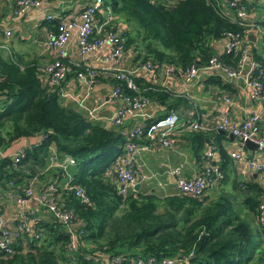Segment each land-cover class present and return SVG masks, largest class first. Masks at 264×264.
<instances>
[{
  "label": "trees",
  "instance_id": "trees-1",
  "mask_svg": "<svg viewBox=\"0 0 264 264\" xmlns=\"http://www.w3.org/2000/svg\"><path fill=\"white\" fill-rule=\"evenodd\" d=\"M103 1L124 31L125 46L134 45L137 62L150 60L177 68L190 63L200 65L215 52L214 45L225 33L242 34L244 29L220 13L214 0ZM246 1L250 12L253 2ZM258 21L264 29V15ZM42 23L45 29L54 30L57 20ZM222 56L226 61L234 60L231 53ZM134 80L145 87L143 96L166 104L164 114L178 102L188 103L165 90L146 89L150 84L138 76ZM204 82L226 89L231 86L215 77ZM185 132L196 158H202L200 150L208 140L216 143L221 181H226L228 176L223 170L227 155L218 144L223 135ZM34 136H40V141L26 146L18 162L0 156V190H18L32 176L44 180L49 177L58 185L64 176L62 170L43 171L49 148L54 147L60 156L71 157L74 171L68 186H80L88 202H80L71 188H58V193L60 203L73 211L74 222L81 230L77 250H65L68 237L58 222L35 220L33 228L41 233L40 238L14 240L12 254L0 252V264H107L114 257L119 259L117 264L164 258H175V264H249L260 242H264V224L256 222L264 188L251 176L231 183L240 196L237 206L236 199L227 194L211 200L205 192L196 197L172 194L159 198L152 192L137 190L124 195L115 182L113 166L125 136L63 105L58 89L43 81L35 61H22L19 54L4 58L0 51V150ZM240 209H244V216L251 217L254 229ZM259 256L264 257L258 252Z\"/></svg>",
  "mask_w": 264,
  "mask_h": 264
},
{
  "label": "built area",
  "instance_id": "built-area-1",
  "mask_svg": "<svg viewBox=\"0 0 264 264\" xmlns=\"http://www.w3.org/2000/svg\"><path fill=\"white\" fill-rule=\"evenodd\" d=\"M47 0H14L8 11L6 20L24 16L31 7H43ZM175 0H170L174 2ZM215 7L231 22L238 23L244 29L242 34L225 33L218 42L219 49L211 54L205 63H190L182 68L173 64L156 63L150 60L140 62L143 75H135L133 70L119 63L125 53L126 37L121 26L114 22L113 13L103 0H87L75 13L65 16L63 14H49L42 16L43 21L49 22L56 19L54 30H46L45 47L48 49L51 59L41 67H37L42 79L48 86L56 87L60 97L75 99L61 91V83L68 74H72L80 80L87 89H92L102 80L111 82L110 97L117 99L120 106L107 118L108 126L119 127L123 125L127 117H135L144 108L148 98L142 93L145 87H140L134 80L138 76L145 83H149L146 89L165 90L174 96L188 101L187 119L183 123L179 113L170 109L160 117L150 122L148 119L140 120L127 128L123 135L125 141L122 152L113 166L115 182L119 192L127 194L126 189L136 181L137 158L141 152H150L155 146L167 148L172 146L184 131L214 134L219 131L230 134L237 139L240 147L246 140L255 144L260 159L255 160L246 157L241 149L231 151L229 157L240 161L242 168L248 177L252 173L257 174L264 170V138L260 136V121L264 118V29L260 22L249 16L247 1L245 0H214ZM253 34L256 40H261V50L251 51L247 47V35ZM0 35L8 38L11 35L9 27L0 22ZM75 40L76 57H71L67 52L69 40ZM104 51L100 55L101 51ZM231 53L233 61H226L222 54ZM95 56L99 59V65H91L87 59ZM222 56V58H221ZM118 61V64H113ZM171 76L179 79V89L171 91L165 86L164 77ZM210 77L220 78L231 86L243 87L248 92L249 98L257 104L259 112L250 111L239 123H234L225 113H219L211 119H204L198 105L192 99L191 88ZM156 87V88H155ZM219 100L226 107L233 104L231 97L222 92L218 94ZM76 106L91 114L93 109H85L83 99L76 102ZM40 136L24 138L21 144L13 152L0 150V156H10L14 163L24 155V148L40 141ZM10 153V154H9ZM73 159L69 156H60L55 150L48 154L45 170L59 168L63 170L67 165H72ZM168 173L174 179L175 194L200 196L211 184L221 181L222 171L218 167V149L213 140H208L200 159L199 172L191 177L184 178L180 175V166H173ZM35 178V177H34ZM34 178L24 180L18 190L11 191L10 195L15 203V211L11 217L5 218L0 214V252L12 254L13 242L17 239L36 241L41 233L33 228L37 219L36 210L27 207L28 202H34L38 207L46 211L50 218L58 222L64 231L68 233L65 250L69 253L77 250V237L81 233L74 222V214L70 208L60 203L58 188H71L74 196L82 203L88 202V196L80 186L69 187V181L57 185L53 181L41 183L36 188ZM246 181L245 177L239 179ZM133 187V186H132ZM256 222L264 224V200L260 201L256 208ZM96 260L95 257H93ZM119 259L114 257L107 264H117ZM175 258H164L160 261L151 259H135L134 264H175Z\"/></svg>",
  "mask_w": 264,
  "mask_h": 264
},
{
  "label": "crops",
  "instance_id": "crops-1",
  "mask_svg": "<svg viewBox=\"0 0 264 264\" xmlns=\"http://www.w3.org/2000/svg\"><path fill=\"white\" fill-rule=\"evenodd\" d=\"M11 1L12 0H0V22L6 24L11 31V35L8 38H3L0 35V51L4 58H12L14 55L19 54L22 61H35V64L38 67H41L51 59V55L44 44L45 32L47 29H45V25L42 23L44 22L42 16L46 13L56 15L63 14L65 16L71 15L84 5L87 0H47V3L43 5V7H31L24 16L6 20L8 11L11 8ZM249 1L253 2L254 6L253 10L249 12V16L257 21L258 19L260 20L261 16L264 15V1ZM165 2L170 3V0H166ZM254 2H260V7L262 8L255 6ZM248 35L247 47L254 52L260 51L261 40H256L253 34V40H251L248 38ZM133 46L134 45L131 44L129 47L125 48V53L123 54L122 60H119V63L128 67V69L133 70L135 75L141 76L143 75V71L140 68V62H137V60L134 59L135 53L133 51ZM214 47L215 49H219V42H217ZM67 52L71 57H76V44L73 38L69 40ZM103 53L104 51L102 50L100 55ZM87 61L93 66L99 65V59L95 56L89 57ZM116 63L118 64V61L113 62V64ZM164 83L166 87L171 89V91L179 89L180 86L179 79L171 76L164 77ZM61 86V91L63 93H67L75 98L71 100L67 96L60 97V101L63 105L73 107L92 122L99 123L106 128H112L108 126L107 118L120 106V102L119 100L110 97L112 87L110 81L102 80L89 90L80 80L75 79L72 74H68L62 81ZM190 92L192 99L196 102L200 113L206 120L215 117L219 113L225 112L232 122L239 123L248 112H259L260 109V107L257 104H254L249 98L247 90L240 86H230L226 89L203 81L202 84L193 86ZM222 92L227 93L231 97L233 101L232 106L226 107L223 102L219 100L218 94ZM80 99H83L85 109H93L89 117L84 110L76 106V102ZM151 100H148L147 104L137 116L127 117L124 120L123 125L113 127L112 129L123 134L127 128L140 120L157 118L163 115L166 109V104H160L155 100ZM188 107V103L183 104L182 102H178L177 106L173 108L179 113V124L187 119ZM217 117L218 116L215 118ZM186 133L187 132H182V135H179L181 138L177 139V141L170 147L163 148L155 146L150 152L139 153L135 181V183L138 184V187L136 188L137 191L141 193L152 192L159 198L172 195L176 193V190L174 179L168 173V170L171 167L180 166V175L184 178H191L199 172L200 159L199 157L196 158L194 155L192 141L185 137ZM222 135L223 137L219 140L218 144L223 148L227 155V165L223 171L227 174L228 179L224 182L219 181L211 184V186L206 189L205 194L209 200L215 199L218 195L227 194L236 199L235 201L237 203L240 196L238 191L232 189L231 183L242 177H245L246 180H248L250 176L248 177L247 172L243 170L241 162L231 159L229 153L241 149L246 157L259 160L260 156L255 148H248L245 145L240 147L237 139L233 137L230 139L227 135ZM260 136L264 138V118L260 121ZM32 138L34 137L29 139ZM23 143L24 139L9 147H14L10 153H13L17 147ZM205 147L206 145L204 144L202 151L200 150L201 155L203 154ZM9 148L5 149V152ZM54 150V147L50 146L49 154ZM43 171H45V167L43 168ZM73 171V164L67 165L62 170L64 176L62 175L58 180V184L62 185L65 181H69ZM251 177L258 185L264 188V170L257 174L252 173ZM32 178H34L36 182V188H38L44 181L51 179L48 177L44 180L43 178L39 179L36 176H32ZM132 186L127 187V193L135 191ZM10 193L11 190H0V214L5 218L11 217L15 211V203ZM26 206L36 210L38 220L42 222L50 221V215L42 208L38 207L34 202L30 201ZM240 213L241 216H244V209H240ZM263 245L264 242H260V245L255 250L256 254L260 252L264 255V252L262 251ZM255 253L253 258L255 257ZM253 258L249 264H252L251 262L253 261Z\"/></svg>",
  "mask_w": 264,
  "mask_h": 264
},
{
  "label": "rangeland",
  "instance_id": "rangeland-1",
  "mask_svg": "<svg viewBox=\"0 0 264 264\" xmlns=\"http://www.w3.org/2000/svg\"><path fill=\"white\" fill-rule=\"evenodd\" d=\"M263 1L264 0H262V2ZM254 3H255V6H257V7H260V5H261L260 2H254ZM260 8H262V7H260ZM12 149H14V147L13 148H9L8 150H6V152H10ZM235 206H237L236 201H235ZM243 217H244L245 220L250 222L251 228L254 229V225H253L252 221L250 220L249 216L247 215V216H243ZM254 240H256V239L254 238ZM262 251L264 252V245L262 246ZM251 263L252 264H264V257H262V256L257 257V254H255V257L253 258V261Z\"/></svg>",
  "mask_w": 264,
  "mask_h": 264
},
{
  "label": "water",
  "instance_id": "water-1",
  "mask_svg": "<svg viewBox=\"0 0 264 264\" xmlns=\"http://www.w3.org/2000/svg\"><path fill=\"white\" fill-rule=\"evenodd\" d=\"M248 38L251 39V40H253V35H252V34H249V35H248ZM218 133L223 134V132H221V131H219ZM227 137L230 138V139H232V136H231L230 134H228ZM244 144H245V146L248 147V148H255V147H256L255 144H253L252 142H250V141H248V140H246V141L244 142ZM137 187H138V184L135 183V184L133 185L132 188L136 191V190H137V189H136ZM63 233H64L66 236L68 235V233L65 232V231H63Z\"/></svg>",
  "mask_w": 264,
  "mask_h": 264
}]
</instances>
